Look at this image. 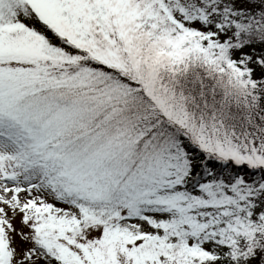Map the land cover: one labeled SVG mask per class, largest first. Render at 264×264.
Instances as JSON below:
<instances>
[{
  "label": "snow or ice",
  "instance_id": "1",
  "mask_svg": "<svg viewBox=\"0 0 264 264\" xmlns=\"http://www.w3.org/2000/svg\"><path fill=\"white\" fill-rule=\"evenodd\" d=\"M0 264H264V0H0Z\"/></svg>",
  "mask_w": 264,
  "mask_h": 264
}]
</instances>
